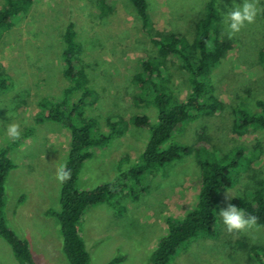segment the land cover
Returning <instances> with one entry per match:
<instances>
[{
  "label": "rangeland",
  "instance_id": "rangeland-1",
  "mask_svg": "<svg viewBox=\"0 0 264 264\" xmlns=\"http://www.w3.org/2000/svg\"><path fill=\"white\" fill-rule=\"evenodd\" d=\"M95 1L36 0L30 13L0 40V81L5 86H0V151L11 146L10 157L17 166L6 185L5 216L9 228L30 243L36 264H69L60 247L59 224L43 212L47 207L61 211L62 182L57 179L58 170L68 159L71 132L58 122L38 124L36 115L41 110L40 102H61L64 90L71 85L64 77L62 62L63 35L70 21L79 33L86 73L94 91L93 99L87 100L94 104L85 108L86 116L97 120V128L104 134L110 132L109 120L117 118L127 124L121 138L109 147L94 149L97 158L83 167L80 189L91 190L109 182L116 187L124 184L118 178L120 169L134 165L150 139L149 130L136 127L130 120L146 114L156 124V108L137 102L142 92L133 80L140 71V62L154 58L157 49L129 0H111L113 12L106 18L100 16ZM147 2L155 32H182L188 39L194 37V26L206 14L208 3ZM236 3L242 5L243 0ZM4 4L5 0H0V9ZM216 5L221 17L217 26L219 38L233 44L211 78L214 94L224 108L217 116L202 117L186 125L175 140L195 147L205 128L211 145L218 151L231 154L241 149L246 162L253 161V165L235 170L232 188L219 193L218 237L192 240L171 264H264V227L255 224L245 232L229 233L219 216V211L227 209L234 199L250 198L264 182V132L251 127L244 136L233 133L237 119L233 111L258 113L257 101H264V0H256L255 21L232 38L222 23V14L228 13L232 0H218ZM171 72L180 96L186 99L188 77L176 67ZM10 122L20 125L19 139L7 136L5 124ZM196 149L192 156L159 167L151 177L145 176L135 188L138 200L132 196H120V203L115 200L122 206L115 209L123 210V219L117 218V210L110 205L87 212L81 232L96 264H108L116 258L117 264H150L158 242L168 234L167 219H183L197 206L199 161L209 157L206 153L199 156L200 148ZM0 264H19L11 246L1 237Z\"/></svg>",
  "mask_w": 264,
  "mask_h": 264
},
{
  "label": "trees",
  "instance_id": "trees-1",
  "mask_svg": "<svg viewBox=\"0 0 264 264\" xmlns=\"http://www.w3.org/2000/svg\"><path fill=\"white\" fill-rule=\"evenodd\" d=\"M129 1L142 21V28L157 49L154 58H145L140 62V71L133 80L139 92H142L137 97V102L156 108L157 117L155 125L146 114L136 115L130 120L136 127L149 130L150 139L137 162L127 169H120L118 178L125 183L116 187L109 182L91 190H82L78 186L83 167L94 157V149L109 147L116 138H121L127 124L117 118L109 120L107 124L110 132L104 134L97 128V120L86 116L85 108L94 104L92 101L87 102L88 99H93L94 91L90 87L83 59L84 48L78 40L79 33L74 22L70 21L65 27L62 53L64 77L71 85L64 90L65 98L61 102L53 103L48 99L40 102L41 110L36 115L38 124L58 122L65 124L71 132L68 159L63 167L64 171L70 173V178H58L62 182L59 197L61 211L55 212L50 208L45 211L46 216L55 218L59 224L62 239L60 247L69 264H94L81 232L84 217L89 210L102 204L115 209L121 206L114 202L116 200L120 203V196H123L121 199L132 196L138 200L135 188L145 176L151 177L159 171V167H168L192 156L196 147H199L198 155L206 153L209 158L199 161L201 173L197 206L183 219H167L168 234L158 242L150 258V264H171L192 240L218 237L216 226L219 222V193L232 188L235 170L241 166L248 167L251 163L253 165V161L246 162L245 151L241 149L231 154L218 151L211 145L205 128L201 129L195 147L184 146L175 140L186 125L202 117L217 116L224 108V104L214 94L211 78L233 49V44L219 38L220 29L217 26L221 17L216 5L218 0H207L206 14L195 24L192 39L177 31L155 32L151 28L147 0ZM95 2L94 6L100 11L101 17L106 18L112 14L111 0ZM35 3L36 0H5L0 9V40L23 16L30 13ZM262 57L264 59V50ZM175 67L188 77L186 99L180 96L176 87L174 74L171 72ZM1 83L3 80L0 81V86L5 87ZM76 95H80L77 100ZM257 106L261 112L251 114L243 110L233 111L235 118L237 116L233 125L234 135L244 136L251 127L264 132V101H257ZM10 151L11 146L0 151V237L11 246L19 264H36L30 243L9 228L5 216L6 185L11 172L16 169ZM259 186L261 188L251 193L250 198H236L232 205L243 208L250 216L256 217V225L264 227V182L261 181ZM24 200L23 197L21 202ZM117 212L119 216L124 215L123 210ZM118 262L119 258H116L108 264Z\"/></svg>",
  "mask_w": 264,
  "mask_h": 264
},
{
  "label": "clouds",
  "instance_id": "clouds-1",
  "mask_svg": "<svg viewBox=\"0 0 264 264\" xmlns=\"http://www.w3.org/2000/svg\"><path fill=\"white\" fill-rule=\"evenodd\" d=\"M256 0H243V4L232 0V7L227 14H222V23L226 26L229 38L239 33L246 24L255 21L257 15ZM6 134L12 139H19L20 125L17 123H6ZM59 178L64 180L70 178V173L60 169ZM219 216L223 225L229 233H242L256 224V217L250 216L243 208L229 204L227 209H221Z\"/></svg>",
  "mask_w": 264,
  "mask_h": 264
},
{
  "label": "crops",
  "instance_id": "crops-1",
  "mask_svg": "<svg viewBox=\"0 0 264 264\" xmlns=\"http://www.w3.org/2000/svg\"><path fill=\"white\" fill-rule=\"evenodd\" d=\"M39 112H40V111H39ZM12 151H13V150H11L10 153H11ZM95 157L97 158V155H96L95 152H94V157H93V159H94ZM16 169H17V166H16ZM59 172H60V170H58V176H59ZM58 176H57V177H58ZM81 176H82V175H81ZM57 179H58V178H57ZM80 181H81V180H80ZM104 206H108V205H106V204H102V205H99V206H97V207L92 208V209L89 210V211L99 210V209L103 208ZM108 208H109V207H108ZM47 209H48V207H47ZM113 209H114V208H113ZM45 211H46V210H45ZM45 211H44L43 213H45ZM89 211H88V212H89ZM127 212H128V209L126 210V213H127ZM115 213H116V212H115ZM85 216H86V215H85ZM116 216H117V218L120 219V220L124 218V215H123V216H119L118 213H116ZM84 220H85V217H84ZM154 251H155V250H154ZM152 253H153V252H152ZM92 261H93L94 264H96L94 258H93Z\"/></svg>",
  "mask_w": 264,
  "mask_h": 264
}]
</instances>
